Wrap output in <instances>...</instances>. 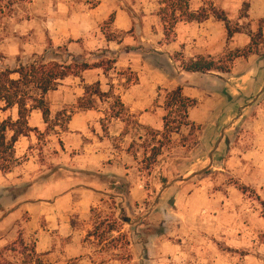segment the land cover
<instances>
[{
    "label": "rangeland",
    "instance_id": "rangeland-1",
    "mask_svg": "<svg viewBox=\"0 0 264 264\" xmlns=\"http://www.w3.org/2000/svg\"><path fill=\"white\" fill-rule=\"evenodd\" d=\"M162 2L0 0V72L15 69L18 61L28 64L35 56L68 64L103 66L93 69L92 76L86 71L79 77L62 81L46 96L51 111L48 124L43 121L40 128L33 120L31 127L35 132L17 144L15 176L8 182L2 181L4 184L0 186V237L7 242L0 249L1 264H264V19L260 18L264 11L260 10L261 5H256L257 10L252 14L251 0H244L241 11L240 0H191L192 11L212 10L216 4L218 9L228 8L232 29L241 32L229 37L226 48L206 59L228 64L230 53L250 45L258 52L229 62V73L213 72L190 80L188 90L196 96V106L201 104L212 111V120L208 121L212 126L204 128L192 124L179 134L164 138V131L140 127L121 100V95L140 81L136 70L139 66L132 68L126 60L132 54L162 63L170 81L179 80L178 75L183 71L178 60L187 61L182 53L184 44L181 43L180 51L171 57L159 52L176 39L175 32L170 37L166 35L160 13ZM222 27L227 29L224 23ZM259 31L263 32V37L258 36ZM240 34L248 38V44L241 48ZM110 41L114 51L106 48L109 44L103 45ZM171 60L177 75L173 74ZM109 61L115 64L111 71L105 72ZM146 73L151 74L149 68ZM240 76L245 77L243 96L240 95ZM97 80L108 93L105 98L93 100V109L101 114L97 120L100 134L95 128L86 134L73 132L70 122L83 111L79 103L85 88L91 85L87 82ZM172 91L161 87L150 104L165 109ZM115 116L126 123V129L123 138H112L113 146L118 150L128 149L138 157L144 173L149 196L144 204L145 213L154 210L164 190L181 187L185 180L203 171L192 185L201 183L210 188L214 205L211 234L209 230L205 233L204 224L196 219L189 220L184 235L169 238L162 223L159 228H149L142 245L135 247L134 238L130 240L127 232L122 233L124 221L131 222L133 218L125 214L121 215V220L116 218L117 213L111 210L118 202L107 200L108 208L93 210L90 220L82 221L76 214L72 218V227L81 232L73 248L86 251V260L69 257L66 246L71 239L54 238L53 251L46 253L40 234L47 229L48 220L34 206L19 209L22 205L43 202L39 194L34 196V190L42 192L54 177L70 176L87 184L105 186L103 179H95L91 174L79 176L82 171L75 159L82 155L84 144L100 137L110 138ZM9 117L16 120V110L0 111V123ZM177 119L176 115L171 118L172 121ZM71 134L73 138L69 137ZM140 136L144 139L142 142ZM72 141L79 142L72 147ZM162 143V156L152 165L153 149ZM78 146L82 148H76ZM166 155L177 159L173 171L162 162ZM188 160L191 163L184 166L183 162ZM106 186L123 193L128 187L119 180H110ZM175 205L176 201L170 200L165 211L169 212ZM136 231L133 227L130 233ZM158 235L161 239L156 237Z\"/></svg>",
    "mask_w": 264,
    "mask_h": 264
},
{
    "label": "crops",
    "instance_id": "crops-1",
    "mask_svg": "<svg viewBox=\"0 0 264 264\" xmlns=\"http://www.w3.org/2000/svg\"><path fill=\"white\" fill-rule=\"evenodd\" d=\"M243 3L244 0H240V11ZM256 5H261L260 10L264 11V0H251L252 14L257 10ZM217 7L218 5L216 4L215 8L218 9ZM227 9L228 8L226 7H220L218 10H223L227 14ZM260 18L264 19V14ZM174 32L176 39L172 44H169V46L166 45L160 49L161 51H159L167 57H171L174 52L180 51L178 46L181 43L185 45L184 49H182V53L187 61L198 59V57L205 58L206 56L215 55V53L228 46L229 36L227 29L222 27V23L213 19V17L201 24L179 22L174 29ZM108 44L109 46L106 48L114 51L113 42L110 41L106 44L103 43L105 46ZM247 44L248 38H246L245 35L240 34V48ZM131 47L133 48L134 46L131 45ZM145 56L147 55L145 54ZM126 60L128 65L132 68L139 66L136 70L139 71L140 78L138 84L133 85L121 95V100L126 111L129 115L136 117L135 119L138 121L140 127L163 132L165 129L164 119L167 115V111L161 106L154 107L152 103L150 104V101L154 100L155 96L159 94L161 87L175 90L181 86L183 88L184 96L191 99L196 98V96L192 95L188 90L190 89L189 83L190 80H197L196 76L203 74L182 71L180 75H178L179 80L173 78L170 81L168 80L169 77L167 78V75L164 73V66L159 61H152V64V62L148 61L146 57L143 56V58L140 59L134 54L128 56ZM170 62H172L170 64L173 74H179L176 73V66L173 61L171 60ZM121 63L122 62H120V64ZM148 68L150 69L151 74L146 73ZM86 74L92 76L91 74H94V72L90 70L86 72ZM99 74L100 73H98V75ZM104 74L105 73H103V76ZM98 82L100 81L97 80L96 82L94 81V83L93 81H89L87 83H90L91 85L89 86H92ZM240 82H242L240 83V95L243 96V84L245 82L244 76H240ZM101 84L103 83L101 82ZM101 87L102 93L108 94L103 91V85H101ZM84 95L85 92L80 99H82ZM95 99L97 98H94V100ZM100 115L101 114L99 112L97 113L93 108L83 110L76 114L74 119L70 122V128L73 132H83L85 134L95 128L99 135L100 126L97 125V120L100 119ZM211 116L212 111L204 108L201 104L198 107L195 106L190 109L188 112L190 123L203 126L204 128L212 126V124H208V121L212 120ZM33 120H36L38 127H42L43 117L40 112L35 111L33 113L30 119V126ZM125 129L126 123L121 120L119 116H115L110 129V138L103 137L101 139L100 137L93 142L90 141L88 144H84L83 148L82 146L76 147L79 149L82 148L83 150L82 155L75 159L77 167L82 171V173L78 175L83 176L91 174L95 179H103V181H105L103 182L105 186L101 183L98 185L87 184L81 182L79 178H73L70 176H66V178L62 179L54 177L48 181L42 192L37 193V190H34V196L37 197L39 194L41 198H44L43 202L22 205V208L19 209V211L24 208L26 210L27 206H29L30 209L34 206L37 210H40V213L48 220L49 224L47 229L40 234L41 242L46 245L44 249L46 253H51L53 251L54 244H56L54 238H62L65 240L71 239L70 244L66 246L69 257L86 260V251H82V248H73L77 244L76 236L81 234V232L74 230L72 227V218L76 214L82 221L90 220L93 210H104L108 208L107 200H116L118 202V204L112 207L111 210L112 212L117 213L116 218L121 220V215L123 214L133 218L134 221H124L122 233L127 232L130 240H132V237L134 238V242H136L135 247H138L140 244L142 245V238L149 234V228H159L162 223H165V231L168 233L169 238L184 235L187 232L189 220L196 219H200L204 224L205 233L207 232L206 230H209L208 233L211 234L214 205L212 203L210 188L207 185H201V183L196 186L192 185V183L196 182V178L201 174L185 180L184 185L181 187H170L164 190L161 194L159 203L154 210L145 213L144 204L149 196L148 191L146 190L144 173L140 170V161L138 157L129 152L128 149L118 150L112 143V138L117 140V138L124 137L123 133ZM69 137L73 138L72 134L69 135ZM76 137L77 136H75V139ZM140 139V142L144 140L142 136H140ZM125 140L129 139L126 138ZM78 142L79 141L73 143L72 141L71 144H68L75 147V144H78ZM174 160L176 161L177 159H173L167 155L166 157H162L163 164L166 165L170 171H173L172 166L173 163H175ZM198 161H200V159H198ZM189 163H191L189 160L184 161L183 165L186 166ZM194 163L195 165L200 164L199 162ZM194 169L196 168L194 167ZM166 170L167 169H164L163 171ZM14 174L15 173L12 171L11 173L4 175L0 171V186L4 184L2 181H10V178H12L11 176H15ZM66 174L68 175V173ZM110 180L124 181V183L128 185L127 192L123 193L117 189L108 188L106 185L110 183ZM170 200L176 201V207L171 208V210L167 212L165 210ZM86 224H88V221L85 225ZM133 227L136 228L137 231L130 233ZM178 229L182 231L178 232ZM115 233L119 234L117 232ZM156 237L160 238L161 236L158 235ZM6 245L7 242L5 238L1 236L0 249L4 248Z\"/></svg>",
    "mask_w": 264,
    "mask_h": 264
},
{
    "label": "trees",
    "instance_id": "trees-1",
    "mask_svg": "<svg viewBox=\"0 0 264 264\" xmlns=\"http://www.w3.org/2000/svg\"><path fill=\"white\" fill-rule=\"evenodd\" d=\"M190 2L191 0H163L160 13L162 22L166 26L167 36L170 37L174 34V29L179 22L201 24L211 17L226 25L229 37L241 33L239 29H232L225 11L216 8L192 11ZM167 26H169L168 29ZM258 36L263 37V32L259 31ZM257 52V48L253 49V45H250L244 50L230 53L228 61L232 63L239 58L246 59ZM178 62L181 64V69L187 73H229L231 70L229 62L224 64L220 61L216 62L206 58L190 61L178 60ZM113 64H115V61H109V66L105 72L111 71ZM102 67V64H68L57 60H48L46 56H35L33 61L28 64L18 61L15 69L8 68L0 72V111L9 112L16 110L17 112L16 120L9 117L0 123V171L2 174H9L18 166L16 146L21 138L29 137L35 132V129L30 126V119L33 113L35 111L40 112L44 123L48 124L51 111L46 101V96L55 91L60 83L67 78L72 76L79 77L86 71ZM106 96L105 93H102L99 83L87 86L85 95L80 100L79 109H92L94 98L102 99ZM195 106L196 100L184 96L182 87H178L168 95V102L165 108L167 115L164 119V138L172 134H179L185 127L193 126L188 119V112ZM174 115L178 118L177 121L171 120ZM163 148L164 145L162 143L160 147L153 149L152 165L162 155Z\"/></svg>",
    "mask_w": 264,
    "mask_h": 264
},
{
    "label": "water",
    "instance_id": "water-1",
    "mask_svg": "<svg viewBox=\"0 0 264 264\" xmlns=\"http://www.w3.org/2000/svg\"><path fill=\"white\" fill-rule=\"evenodd\" d=\"M202 172H200V173H197V174H195V175H193L192 177H195V176H197V175H199V174H201Z\"/></svg>",
    "mask_w": 264,
    "mask_h": 264
}]
</instances>
